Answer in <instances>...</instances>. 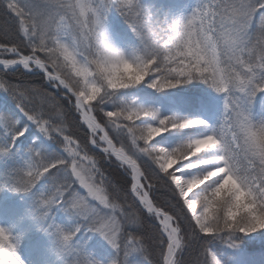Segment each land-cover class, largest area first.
<instances>
[{"label":"snow or ice","instance_id":"obj_1","mask_svg":"<svg viewBox=\"0 0 264 264\" xmlns=\"http://www.w3.org/2000/svg\"><path fill=\"white\" fill-rule=\"evenodd\" d=\"M0 264H264V0H0Z\"/></svg>","mask_w":264,"mask_h":264},{"label":"rangeland","instance_id":"obj_2","mask_svg":"<svg viewBox=\"0 0 264 264\" xmlns=\"http://www.w3.org/2000/svg\"><path fill=\"white\" fill-rule=\"evenodd\" d=\"M187 2H189V3H190V2H191V0H187Z\"/></svg>","mask_w":264,"mask_h":264}]
</instances>
